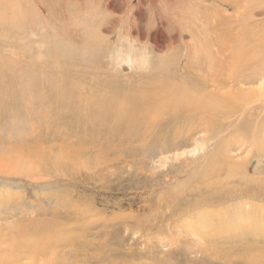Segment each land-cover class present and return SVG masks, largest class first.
Segmentation results:
<instances>
[{
  "label": "rangeland",
  "instance_id": "rangeland-1",
  "mask_svg": "<svg viewBox=\"0 0 264 264\" xmlns=\"http://www.w3.org/2000/svg\"><path fill=\"white\" fill-rule=\"evenodd\" d=\"M3 3L2 248H8L18 235L16 226L28 232L54 224L62 236L74 239L64 249L69 254L65 264H247L251 255L243 253L245 247H256V256L262 254L264 230L255 228L252 236L240 238L224 235L216 227H221L218 222L223 219H231L236 207L243 206L240 212L262 214L259 207L264 206V199L256 196L264 190V160L236 142L224 153L226 161L215 166V176L197 181L216 146L236 139L231 130L239 119H228L224 126L230 123L229 128L218 135L197 127L182 144L171 147L161 145L163 138L173 135L170 130H160L159 137L118 139L110 123L91 124L87 118L101 111L98 102L102 98L111 99L113 93L117 100L138 95L153 78L165 79L177 89L192 83L194 76L187 68L192 56L186 59L185 55L191 53L193 44L198 40L212 46L226 43L223 36L241 27L246 15L253 16L255 23L264 21V0ZM200 24L211 32L210 41L207 34L197 38ZM129 38L134 55L146 56L144 68L136 63L130 66L123 57L115 59L117 52L123 56L129 51ZM53 51L57 56L48 57ZM160 64L165 68L160 69ZM40 86L45 90L42 96ZM65 153L70 157L62 158ZM56 157L62 159L53 166ZM231 168L236 175H230ZM222 208H227L225 213ZM202 215L213 221L205 224L204 235L187 234L188 224ZM60 251L55 250L56 255ZM23 258L18 264H63L59 256ZM3 259L0 255L1 264L9 261Z\"/></svg>",
  "mask_w": 264,
  "mask_h": 264
},
{
  "label": "bare ground",
  "instance_id": "bare-ground-1",
  "mask_svg": "<svg viewBox=\"0 0 264 264\" xmlns=\"http://www.w3.org/2000/svg\"><path fill=\"white\" fill-rule=\"evenodd\" d=\"M3 2L4 0H0V7L5 6ZM252 14L255 13L253 12ZM253 18V16L248 17L246 15L241 21V27L231 29L230 31L227 30L230 33H228L227 36L226 34L223 36L227 39L226 43H218L216 41L218 44H213L212 46L206 44L203 39L202 41L205 44L199 40L197 43L193 44V48L190 51L191 53L189 52L190 54H188L187 52V55H185L186 59L192 56V58L188 60L187 67L191 75L193 74L194 76H192L194 78L192 83L187 82L177 89V86L168 85L165 79L153 78V82H151L146 89H141L138 95L133 94L129 97L121 98L120 100H117L118 97L114 93L112 97H109L111 99L103 95L107 98L105 100L102 98V100L98 102L100 103L101 111L92 115V117H88L87 120L91 121V124H95L96 122L99 125H104L106 122L110 123L116 134L115 137L118 139H144L154 135L159 137L161 136V131L170 130L173 135L169 137V139L163 138V144L161 145L165 146L168 144V146L171 147H178L179 144L183 143V138L191 134L197 127H202V130L208 134L211 133L212 135H216L217 133L218 135L229 128L230 123L228 127L226 126L227 124L224 126V123H226L228 119H239L236 126L231 130L236 135V139L223 141L221 145L218 147L216 146L215 152L211 154L210 158L206 160L207 162L205 161L201 168L197 181L215 176L217 169H215V166L222 161H226L227 157L224 153L236 142L247 145L248 148L255 153L257 158H260V161L264 160V21L259 23L257 20L258 23H255L256 21L254 22ZM2 20L6 22L5 19L2 18ZM238 20L241 19L239 18ZM29 22L31 23V20ZM20 24L18 25L24 26V23ZM202 25L203 24L199 25L201 27H198V32H196L197 38L201 36L203 38V34H207L206 37L210 41L211 32L209 33V31L203 30ZM234 31H236V35L234 33L232 34ZM126 43L128 44L127 49H129V51L123 56L121 52H117L115 59L123 57L125 58V63H128L130 66L136 63L137 66H142L141 68H144L147 64L146 56L142 54L140 57H136L134 55V50L131 49L133 42L130 38L129 40L126 39ZM155 48L160 49L161 45L155 44ZM57 54L58 53L53 51L48 54V57H56ZM163 67L164 66L160 64L159 68L163 69ZM254 84H256V86L252 87ZM48 87L50 86L48 85ZM43 88V86H40L41 96L45 91ZM262 110L263 116H261ZM55 112L56 115H59L60 112L63 113V111ZM91 128L95 127L92 126ZM108 136L109 135L106 133V137ZM159 140H161V138ZM156 142H158V140ZM176 144L177 146H175ZM62 155V158L66 155L70 157L67 153ZM75 156L79 157L77 154ZM60 157H56V160L54 159L53 166L62 159ZM76 161H78V159H76ZM230 171L231 176L237 174V171L233 168H231ZM259 193L260 194L256 197L264 199V190ZM247 195H249L250 198H256V194ZM260 206L259 208L263 210L262 214L246 213L245 209L240 212L239 208L242 209L243 206L239 208L236 207L237 210L232 212L233 216H231V219L225 218L220 221L219 218L220 222H218V226L221 227L216 228H220L219 231L224 235H232L233 233V235H240V238L252 236L255 228L264 230V209L262 208L264 206ZM220 210L225 213L227 208H222ZM207 213V215L212 214L211 211ZM212 222L213 221L207 220L203 215L199 216L196 222L194 221L188 224L186 233L195 236V238L203 236V232L205 233V230H207L208 223L212 224ZM235 222L239 223L236 224ZM206 223L207 225H205ZM53 225L54 224H52V226ZM184 225H182L183 229L185 227ZM52 226L47 224L36 226L33 230L28 231L29 233L27 230L20 228L21 226H16L18 235L10 240L9 247L2 248L0 246L1 259L4 256L5 259H3V261L6 259L9 260L5 261L6 264H18L22 260V255L24 258L31 260L33 258L38 259V257L46 256H51L54 259L59 256V260L63 262V264L68 263L69 254L64 253V249L73 243L74 239L66 237L67 235L62 236L60 230ZM262 240H264V238ZM2 243L0 245H2ZM57 249H61V255H56L55 250ZM243 253L251 255L246 260L247 264H264V250L260 252L262 253L261 255L256 256V253H258L256 247L252 248L248 246L244 248ZM43 260L45 262L46 259ZM102 264H104V262Z\"/></svg>",
  "mask_w": 264,
  "mask_h": 264
}]
</instances>
